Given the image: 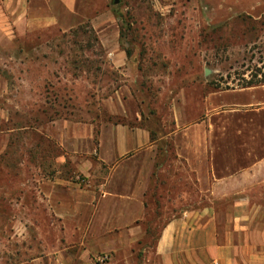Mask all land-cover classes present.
<instances>
[{"label":"rangeland","instance_id":"obj_1","mask_svg":"<svg viewBox=\"0 0 264 264\" xmlns=\"http://www.w3.org/2000/svg\"><path fill=\"white\" fill-rule=\"evenodd\" d=\"M86 13L83 23L64 32L51 27L20 34L15 60L1 62L7 85L0 104L8 119L0 129L12 130L0 135V264L65 262L60 222L49 219L38 185L54 177L85 183L74 164L88 150L84 142L78 147L81 157L69 159L73 144L60 146L56 139L61 120H95L96 128L125 121L121 98L127 94L140 107L137 123L158 144L154 170L159 164L165 168L158 172L162 184L152 182L163 196L147 198L145 219L138 223L145 234L131 261L154 264L162 225L193 205L185 195L193 192L191 182L175 172L181 165L170 137L174 117L199 118L207 92L218 90L217 84L237 86L255 64L264 66V15L210 25L197 0H87ZM114 44L127 56L121 68L109 57L107 46ZM99 172L107 170L95 171L92 179ZM93 264L126 263L100 251Z\"/></svg>","mask_w":264,"mask_h":264},{"label":"crops","instance_id":"obj_2","mask_svg":"<svg viewBox=\"0 0 264 264\" xmlns=\"http://www.w3.org/2000/svg\"><path fill=\"white\" fill-rule=\"evenodd\" d=\"M197 1L210 25L264 15V0ZM86 6L87 0H0V65L15 60L20 34L51 27L67 31L85 21ZM107 47L112 65L124 66L126 53L115 44ZM6 75L0 68V97ZM121 99L125 121L96 128L95 120H61L56 139L60 146L73 144L69 159L81 157L84 142L88 150L74 164L85 183L54 177L38 185L49 219L60 222L62 264H93L100 251L131 264L145 234L138 223L145 219L147 198L163 196L152 186L153 180L162 184L158 172L165 171L162 164L154 170L158 144L137 123L142 118L137 101L130 94ZM7 119L0 104V124ZM174 126L170 137L181 165L175 172L191 182L193 192L185 195L193 205L162 225L154 264H264V84L209 91L203 114L186 121L178 113ZM11 130L0 129V135ZM102 169L106 175L92 179Z\"/></svg>","mask_w":264,"mask_h":264},{"label":"trees","instance_id":"obj_3","mask_svg":"<svg viewBox=\"0 0 264 264\" xmlns=\"http://www.w3.org/2000/svg\"><path fill=\"white\" fill-rule=\"evenodd\" d=\"M257 50L258 52H260L259 49ZM259 62H262V60H260ZM263 69H264L263 65L257 66V64H255L248 78H244V77L238 78L237 86L220 88L219 85L217 84L216 87L218 88V90H222V89H231V88H236V87H248V86L264 84V70ZM141 117H142V113H141ZM128 123L132 124L131 122H128ZM140 125H142V123Z\"/></svg>","mask_w":264,"mask_h":264},{"label":"built area","instance_id":"obj_4","mask_svg":"<svg viewBox=\"0 0 264 264\" xmlns=\"http://www.w3.org/2000/svg\"><path fill=\"white\" fill-rule=\"evenodd\" d=\"M105 258H106V256L100 257V258H98V261L103 262L105 260Z\"/></svg>","mask_w":264,"mask_h":264},{"label":"water","instance_id":"obj_5","mask_svg":"<svg viewBox=\"0 0 264 264\" xmlns=\"http://www.w3.org/2000/svg\"><path fill=\"white\" fill-rule=\"evenodd\" d=\"M209 72V69H205V74H208Z\"/></svg>","mask_w":264,"mask_h":264}]
</instances>
